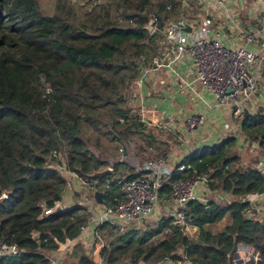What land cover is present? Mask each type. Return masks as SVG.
Masks as SVG:
<instances>
[{"label":"trees","instance_id":"obj_1","mask_svg":"<svg viewBox=\"0 0 264 264\" xmlns=\"http://www.w3.org/2000/svg\"><path fill=\"white\" fill-rule=\"evenodd\" d=\"M83 2H78L80 9ZM120 2L125 7L135 5V26L109 19L110 4ZM63 3L48 13L37 0H0V238L23 250L1 259L0 264H48L46 251L67 239L72 240L69 258L77 257L79 264H97L84 254L80 242L79 227L87 215L81 207L62 201L67 180L53 167L62 163L52 151L64 155L68 169L86 179H98L88 175L108 163L89 149L83 125L97 129L102 109H112V126L101 131L110 140L116 134L127 138L129 132L152 135L119 89L141 73V64L133 58L140 54L137 49L146 54L144 41H152L145 28L149 14L161 26L164 18L177 16L179 0H100L79 15V21L69 7L75 4ZM129 49L134 50L132 56L127 55ZM102 125L106 127L105 121ZM240 130L245 138L259 141L264 157V114L244 116ZM235 142L236 137L229 136L188 152L180 164L190 167L171 173L179 179L210 170L214 182L209 189L231 196L224 205L214 199L186 204L184 220L197 226L196 236L189 237L172 216L146 222L141 230L117 232L115 237L103 225L101 231L107 229V234L101 264H159L166 257L178 258V249L201 264H222L240 245L259 251L264 264V217L256 218L252 209L248 213L250 204L245 200L264 190V171L256 166V156L251 164L242 165L234 155ZM95 143L100 146L98 137ZM100 191L105 204L118 194L116 185ZM162 192L168 194V187L163 186ZM57 204L60 209L44 214ZM226 213L231 214V223L212 233L207 225ZM34 232L39 233L36 239ZM68 260L63 264H69Z\"/></svg>","mask_w":264,"mask_h":264},{"label":"crops","instance_id":"obj_2","mask_svg":"<svg viewBox=\"0 0 264 264\" xmlns=\"http://www.w3.org/2000/svg\"><path fill=\"white\" fill-rule=\"evenodd\" d=\"M193 7H195L196 10H193ZM167 8L169 9V7ZM149 15H151L150 18H155L153 25L154 36L157 37L160 35L161 37L158 41V44L161 47L160 58H158L160 62H158L162 65L157 67L152 61H150L147 66L141 67V78L138 85L140 88H138L139 95H137L138 103L136 108L144 109L148 117L161 125L159 127L164 128L165 132L170 131L171 133L168 134L171 138L164 137L163 139L157 140V142H160L161 145L165 147V150L153 159L141 162L137 161L135 163L130 161L127 163V160L121 157L123 154L122 149L119 154L120 158L117 159V155L113 163L109 164V162H107V166L114 167V165L117 164L115 167L116 174L129 177L131 174H136L137 170L142 167L144 163L159 161L167 169L171 170L172 173L179 165H181L180 162L188 152L205 145L208 146L218 143L229 136L236 137L234 155L239 157L242 165L251 164V158L254 156L259 159V164H264V157L259 151V141L247 137L245 138L240 130L241 121H238L233 117L230 107L226 105H215L212 95L203 88L201 83L197 84L194 81L195 69L190 56L183 55L175 64V68L181 75L182 79L176 77L170 69L164 65L174 48L166 38L165 33L162 32V28L169 21L182 17L186 18L188 21V26L186 27H190L189 30L185 28V31H190L191 28L200 29L203 20L210 19L211 25L209 35L212 36L214 32H219V40L222 44L230 47H246L249 50L264 55V47L262 46V42L264 41V0H221L220 4L214 2L204 3L197 0H179V11L177 16L167 19L164 18L161 26L157 24L154 14ZM150 18L148 17V21ZM235 25L247 32L254 33L258 42L247 44L243 39L238 38L234 29ZM254 67L255 66H253V68ZM184 80L189 82L192 81L194 89L198 91L200 97L191 91ZM245 108L248 110V114L251 115L258 113L264 114V61L258 79L257 92L251 96ZM187 111H190L191 114L195 112L204 113L206 117L204 123L197 127L188 137H186V135L184 136L181 127V115ZM145 124L147 126L146 122ZM146 131L151 130L146 129ZM147 139H149L151 145L154 143L153 134L150 137H147ZM150 139H152V141H150ZM126 165L131 168L129 171L124 169V167L126 168ZM189 167L190 166L186 165V168ZM66 180L67 188L62 195V201L66 205L78 206V202L81 201V199L85 202V207H92L94 205L93 196L90 195L86 185L74 178L66 177ZM210 192L214 191L203 187H200L198 190L201 197L208 198L209 200L214 199L215 202L221 205H224L227 200L231 199V196L221 194L223 193L222 191L214 192V197L211 198L209 197ZM167 195L168 194L166 193H161L160 204L157 207L154 216L150 217L148 220L140 221L138 224L139 227L136 230L143 229V224L146 222L157 221L163 216H172L175 206L171 201H168ZM252 211L254 214H257L256 218L262 219L264 217V199L262 197L253 203ZM261 215L262 218H259ZM231 221V214L226 213L221 220L207 225V227L215 234L221 232L225 226L231 223ZM83 224H86V227L81 235H79L80 242L84 246V249L90 248L89 251H85V254L97 263L98 260L96 257H101L100 253L103 247V241L100 249L97 244L100 235L99 237H96L92 232L96 225L94 222H88L86 220ZM184 229L189 237L197 235L198 228L194 224L187 223L184 225ZM99 232H101V228L99 229ZM66 241H69V244L66 252L62 255H60L61 247H59V245L50 251H46L45 254L52 257H58L60 255L59 264L65 263L69 258L68 247L72 244L71 239H67ZM94 248L95 251H93ZM99 249L100 251L98 252ZM180 250L182 251V249H178V251ZM91 251L95 252V254H91Z\"/></svg>","mask_w":264,"mask_h":264},{"label":"built area","instance_id":"obj_3","mask_svg":"<svg viewBox=\"0 0 264 264\" xmlns=\"http://www.w3.org/2000/svg\"><path fill=\"white\" fill-rule=\"evenodd\" d=\"M197 1L221 3V0ZM150 19H153L154 25L155 18ZM210 25V19H205L200 29L191 28L190 31H185L186 26H188L186 18L182 17L169 21L162 28V32L165 33L174 50L169 54V58L164 65L176 77L182 79L175 68V64L183 55L190 56L195 69V80L199 81L203 88L212 95L215 105L229 106L233 117L241 121L248 101L257 92L264 55L246 47H230L222 44L219 40V32H214L212 36L209 35ZM234 29L237 37L243 39L247 44L258 42L254 33L247 32L237 25L234 26ZM262 46L264 47V41ZM152 61L156 64L158 58L155 56ZM253 66L255 67L253 68ZM184 82L193 93L200 97L198 91L194 89L192 81L184 80ZM205 119V114L200 112L187 116L181 122L184 136H190L197 127L204 123ZM157 125L161 126L160 124ZM119 150L122 151V148H119ZM52 156L59 158L62 163L58 164L57 162L53 167L59 170L63 176L74 178L86 185L92 196L95 191L110 188L111 185L117 186L118 194L113 195L109 203L99 204L94 197L92 207H85L83 199L78 202V206L87 215V221L96 224L92 231L96 237H99L98 232L103 225L119 233L126 231L128 228L138 229L140 221L148 220L156 213L160 204L163 186L168 187L167 199L175 206L172 214L175 224L180 222V225L184 226L187 224L184 220L186 204L189 201L203 203L209 201L208 198L201 197L198 190L200 187L209 189V185L214 182L210 170L194 171L188 177L173 179L171 170L159 161L144 163L133 177L115 174L113 167L107 166L112 169L111 178L106 176L98 179H86L77 171L67 168L65 157L60 152L53 150ZM256 166L264 171V164L258 163ZM185 168L186 166L179 165L176 170L181 172ZM260 197L264 199V190L246 196L245 200L250 204L246 210L248 213L253 208V203ZM54 208H46L44 214L51 213ZM85 227L86 224L79 227V235L85 230ZM68 242L59 244V247H61L60 255L66 252ZM22 252L23 250L16 243L6 242L0 238V260L6 257H15ZM177 254L178 258L173 260L166 257L159 264H201L190 258L183 250L178 251ZM60 255L52 257L45 254L49 261L48 264H59ZM101 263L102 257L97 261V264ZM222 264H260V254L252 247L240 245L230 255L228 262Z\"/></svg>","mask_w":264,"mask_h":264},{"label":"rangeland","instance_id":"obj_4","mask_svg":"<svg viewBox=\"0 0 264 264\" xmlns=\"http://www.w3.org/2000/svg\"><path fill=\"white\" fill-rule=\"evenodd\" d=\"M37 1L41 5V7L45 10V12H48V13L52 12L56 8V6L61 2H64L63 4L65 5L67 4L65 3V0H37ZM80 1L81 0H69L71 4L74 3L75 5L74 6H69V4L66 5V6H69L72 11H75L78 14L76 21L80 20L79 15L82 16L83 12L88 11L90 9V5H93V3L94 5H98L100 3V0H83L85 3V6L80 9L79 3H78ZM136 11L137 10L134 4H130L128 5V7H125V5L122 2L119 3V6H116L115 3L110 4V7L108 8L109 19L113 23H116L118 25L122 24L125 26H135L136 25L137 20H135L132 17L137 14ZM136 18L138 19L137 15H136ZM152 33H153V29L151 31L149 30V35H151L152 41L147 40V39L146 41H144L145 46L143 48V51L146 52V54H142L141 51L137 49L138 53L140 54L137 57L133 58L136 63L139 62V64H141L140 65L141 67L147 66L149 62L152 61L151 58L153 56H158L157 58H160V48L161 47L158 44L159 43L158 41L161 37L160 35L156 37L154 36V33L153 34ZM128 54L132 56L134 54V50L129 49L127 52V55ZM158 61L156 64L153 61L152 62L155 64V66L158 67V66H161L159 65L160 61L159 62ZM133 71H134L133 69H129V71L127 72L133 73ZM127 72H123V73L126 74ZM140 78H141V75H137V77L133 80V82H129V85L125 87L123 84H121L122 86L119 89V91L125 95L124 96L125 103H132L134 107H137V103H138L137 95H139L138 88L140 87L138 85L140 82ZM194 81L197 84H200L199 81L195 79ZM135 113L141 115L142 120L147 123V126H146L147 129L151 130L154 136V143H152V145L150 144L149 139H147V137L143 136V134H137L135 132H129L127 138H123L119 134H116V138H114L113 140H110V138H107V136L101 134V131H105L106 129L111 128L112 121L114 118L112 116V109L110 107H106L101 110V117L99 118V122H96V125H99L97 129L93 128L92 126L88 124L83 125L85 135L89 139V141H87V143L89 142V145H88L89 149L92 152H94L96 156L105 159L106 162H109V164L115 161L117 155H118L117 159L120 158L119 154L121 153V151L119 150V148L123 149V152H122L123 154L121 155V157H123V159H126L127 163H129L130 161L132 163H135L137 161L141 162L144 160L153 159L157 157L159 154H161L162 151L165 150V147L162 146L160 142H157V140L163 139L164 137H170L168 133H171V132L170 131L165 132L164 128L159 127L157 125V122L153 121L150 117H148V115H146V111L144 109L136 108ZM189 115H191L190 111H187L186 113L182 114L181 115L182 121H184L185 118ZM102 121H105L106 127L102 125ZM114 126H116L117 129H120V130L122 129V126L120 127V125L119 126L114 125ZM97 137H98V142L100 146H97L95 143V140ZM124 169L129 171L131 168L128 165H126V168L124 167ZM114 173L115 174L117 173L116 169L114 170ZM209 197L211 198L214 197V192H210ZM256 216L257 214H255V217ZM259 218H262V215L259 216ZM105 231H107V229H104L101 232H99L100 239H98L99 241L97 242V244L100 247V249H101L102 241L103 243H105L106 234H107ZM110 231H111L112 237H115L119 234L115 231H112V230ZM103 234H105V236H103ZM89 249L90 248L84 249V254H85V251L87 250L89 251ZM100 249L98 250V252L100 251ZM93 251H95V248L93 249ZM93 251H91V254L92 253L95 254V252ZM96 258L97 260H99L100 257H96ZM69 260H70L69 264H79L77 257H72Z\"/></svg>","mask_w":264,"mask_h":264},{"label":"water","instance_id":"obj_5","mask_svg":"<svg viewBox=\"0 0 264 264\" xmlns=\"http://www.w3.org/2000/svg\"><path fill=\"white\" fill-rule=\"evenodd\" d=\"M145 28L149 31H151L153 29V19H149L147 25L145 26ZM187 30L190 29V27H186ZM244 115L247 116L248 115V110L245 108L244 109ZM112 169L110 167H105L103 169H98V170H94L93 172H91L88 177L89 178H104L108 175H110L112 173L111 171ZM221 194H224L225 193H221ZM103 194L101 191H95L94 194H93V197L95 199V201L99 204H103V198H102ZM61 208V205H57L54 210H58ZM207 209L209 210V207H207ZM177 225H180L181 223L180 222H177L176 223ZM39 236V233L38 232H34L33 233V238L36 239L37 237ZM139 264H146L144 262H140Z\"/></svg>","mask_w":264,"mask_h":264}]
</instances>
